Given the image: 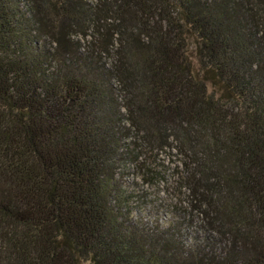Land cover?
<instances>
[{"label":"trees","instance_id":"obj_1","mask_svg":"<svg viewBox=\"0 0 264 264\" xmlns=\"http://www.w3.org/2000/svg\"><path fill=\"white\" fill-rule=\"evenodd\" d=\"M166 149L218 238L134 217ZM0 264H264V0H0Z\"/></svg>","mask_w":264,"mask_h":264},{"label":"rangeland","instance_id":"obj_2","mask_svg":"<svg viewBox=\"0 0 264 264\" xmlns=\"http://www.w3.org/2000/svg\"><path fill=\"white\" fill-rule=\"evenodd\" d=\"M106 64L113 63L112 57L105 58ZM212 87V88H211ZM213 89V86H210ZM219 91V89H214ZM175 151L168 149L159 154L155 164L165 173L163 177L153 184L147 185L142 180L132 176V171L126 174L131 179L137 181L136 192L134 193L132 208L134 217L143 227L152 229L154 226H169L175 223L180 240L187 246L192 241L197 240V235H204L205 232H212L210 229L203 227L202 217L193 218V222L182 220L189 212V201L187 189L181 187L182 182L178 180V173L181 171L177 166L181 164V156H176ZM151 159V158H150ZM141 176V173L139 174ZM129 179V181H130ZM198 233V234H197ZM214 238H218L215 232H212ZM226 242V238H222Z\"/></svg>","mask_w":264,"mask_h":264}]
</instances>
